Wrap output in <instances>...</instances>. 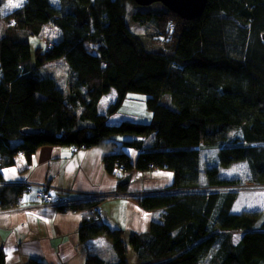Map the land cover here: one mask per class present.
<instances>
[{"label": "trees", "instance_id": "trees-1", "mask_svg": "<svg viewBox=\"0 0 264 264\" xmlns=\"http://www.w3.org/2000/svg\"><path fill=\"white\" fill-rule=\"evenodd\" d=\"M8 3L0 0V18L10 21L0 36V168L18 156L30 159L42 145L84 144L102 147L101 161L110 174L170 169V187L236 181L221 176L219 167L240 160L254 181L264 182V0H207L202 13L190 20L164 6L155 12L135 9V22H156L151 41L160 48L155 50L126 23L127 5L134 0H23L15 8ZM46 24L59 31L49 49L32 48L18 35H39ZM56 59L67 67L66 92L53 75L39 70ZM111 89L115 97L100 113L99 99ZM128 92L145 94L149 122L108 124ZM167 95L170 103L163 100ZM232 130L237 134L229 140ZM125 134L144 137L122 142L138 149L133 161L110 139ZM225 141L246 144L219 147L217 163L201 170V144ZM2 180L0 173V209L17 205L24 185ZM43 184L48 193L49 184ZM236 195L174 190L136 196L143 209H158L146 230L128 238L136 263L264 264L263 200L255 196L236 212ZM95 203L57 207L78 211ZM81 219L79 239L104 234L115 253L114 260L89 253L85 264H129L122 229ZM232 230H241L236 243ZM0 264H5L2 253ZM28 264L45 263L29 258Z\"/></svg>", "mask_w": 264, "mask_h": 264}, {"label": "crops", "instance_id": "crops-1", "mask_svg": "<svg viewBox=\"0 0 264 264\" xmlns=\"http://www.w3.org/2000/svg\"><path fill=\"white\" fill-rule=\"evenodd\" d=\"M114 97V89L102 95L98 111L102 113ZM149 112L146 118H151ZM124 120L140 122L137 114L120 108L106 119L109 124ZM115 136L110 138L115 142V149L127 152L133 161L138 149L122 142L144 137L127 134L118 135L120 138L117 139ZM103 153L98 145L83 148L73 144L42 145L30 159L18 156L13 164L0 168L2 182L25 187L17 205L0 209V253L5 257V264H28L29 258L45 264H85L89 253L103 257L104 248L112 247L104 234L80 240L78 229L82 219L78 211L58 208L60 203L95 201L94 206L101 215L99 223H105L111 229H122L123 239L124 236L129 238L133 231L146 230L152 216L157 218L158 209H143L135 197L146 192L164 191L172 181V170L154 167L126 172L118 169L115 174H110L102 164ZM124 182L126 185L119 188ZM43 183L49 184L48 193L57 195L59 201L42 202ZM114 191L122 193L116 195ZM244 202L234 201L232 210H242Z\"/></svg>", "mask_w": 264, "mask_h": 264}, {"label": "rangeland", "instance_id": "rangeland-1", "mask_svg": "<svg viewBox=\"0 0 264 264\" xmlns=\"http://www.w3.org/2000/svg\"><path fill=\"white\" fill-rule=\"evenodd\" d=\"M163 5L160 2H154L151 3L147 6H140L137 4H128L126 8V13H125V20L126 23L129 25L131 31L134 33L140 35L146 44L147 48L150 49H159L158 44L152 43V37L156 34V22L153 19H150L149 21H137L135 22L132 19V12L135 9H139L142 11H159ZM10 25V21L7 19L0 18V36L4 35L7 27ZM56 29V28H55ZM54 28L51 27V25L46 24V26L41 30L39 35H26L24 32L19 31L18 35L21 36V39L27 40L31 47L34 48L37 45H42V46H47L49 41H53L57 38L59 35V31L55 30ZM26 35V37L24 36ZM24 36V37H23ZM20 38V37H19ZM152 40V41H151ZM166 48H163V51H166ZM40 72L41 73H46V74H51L54 76L56 85L64 92L67 90L66 86V70L67 67L63 60H49L44 62L40 66ZM164 101L167 100L168 103H170V98L169 95H167V98L163 99ZM105 108V107H104ZM121 110L124 111H130L133 112L134 114H137L138 116V121L140 122H149L150 118H146V113L149 112V109H147L146 103H145V94L140 93V92H128L123 103L119 107ZM106 109V108H105ZM104 109V111H105ZM104 111L102 113H104ZM150 113V112H149ZM151 116V115H150ZM109 124V123H108ZM112 125V124H111ZM228 139L231 140L234 138L237 134L236 131L232 130L229 133ZM127 135V134H125ZM122 136V135H119ZM118 135L115 137L119 139ZM229 144H246L244 141H236L235 143H230V142H221V143H210V144H201L200 146V169L203 170L204 166L206 164H215L217 163V159H215V153L217 152V149L219 147L229 145ZM260 144L264 145V142H260ZM132 170H135L133 168ZM127 172V170H126ZM219 172L223 177L226 178H236V181H239L237 186L233 188L231 186L230 188L223 186L222 189H210V190H219V191H234L237 193L235 201L236 200H243L246 201L244 202L243 208L252 201V198L255 196L262 198L263 203H264V183L261 182L262 184H255L259 183L257 181H254L251 177V173L249 172L248 165L246 161L240 160V161H234L230 165L227 166H220L219 167ZM134 177H132L133 179ZM202 181H204L202 179ZM210 187L206 184H201L200 189L201 191H205L209 189ZM264 206V205H263ZM242 208V209H243ZM262 212H264V209H262ZM241 234V230H232L231 231V239L232 242L236 243L239 236ZM128 237L124 236V239L126 240V245H127V260L129 264H137L136 263V254L133 252L131 249L130 245L128 244ZM102 256L106 260H114L115 259V253L112 249V247H107L104 248L102 251Z\"/></svg>", "mask_w": 264, "mask_h": 264}, {"label": "water", "instance_id": "water-1", "mask_svg": "<svg viewBox=\"0 0 264 264\" xmlns=\"http://www.w3.org/2000/svg\"><path fill=\"white\" fill-rule=\"evenodd\" d=\"M207 0H134L137 5L147 6L160 2L164 7L177 14L181 19L190 20L200 15ZM21 132L35 133L37 129L23 128Z\"/></svg>", "mask_w": 264, "mask_h": 264}, {"label": "built area", "instance_id": "built-area-1", "mask_svg": "<svg viewBox=\"0 0 264 264\" xmlns=\"http://www.w3.org/2000/svg\"><path fill=\"white\" fill-rule=\"evenodd\" d=\"M51 46V43L49 42L47 44V46H45L47 49H49V47ZM78 147L80 148H83L85 147L84 144H80ZM22 154L21 152H18V155ZM264 183V182H263ZM255 184H262L261 182L259 183H255ZM238 184H222V185H218L217 187L220 188V186H225L230 188L231 186H233V188H235ZM46 185L45 184H42L41 185V188L45 187ZM26 187H29V184H26ZM170 190H182V188H170ZM42 195H43V203L45 202H49V201H59L60 199L58 198V196H55V197H52L51 194H48L46 193L45 191H41ZM122 192H118V191H114V194L116 195H119L121 194ZM78 213H79V216L81 218H83L84 220H87V221H91V222H94V223H98L100 222V219H101V215L100 213L96 210V207L95 206H92V207H85V208H82V209H79L78 210Z\"/></svg>", "mask_w": 264, "mask_h": 264}, {"label": "clouds", "instance_id": "clouds-1", "mask_svg": "<svg viewBox=\"0 0 264 264\" xmlns=\"http://www.w3.org/2000/svg\"><path fill=\"white\" fill-rule=\"evenodd\" d=\"M50 42V41H49ZM51 43V42H50ZM45 49H47L46 47H45ZM201 149V148H200ZM239 181H232V182H226V183H220L221 185L222 184H237ZM217 185H219V184H217ZM201 186V185H200ZM200 186H191V187H183L182 188V191H186L187 190V192H189V191H193V190H199L200 189ZM210 188H209V190L210 189H212L211 188V186H209ZM226 190H228V189H226ZM172 191H174V190H172ZM179 191H181V190H179ZM162 192H171V191H162ZM222 192H224V191H222Z\"/></svg>", "mask_w": 264, "mask_h": 264}, {"label": "snow or ice", "instance_id": "snow-or-ice-1", "mask_svg": "<svg viewBox=\"0 0 264 264\" xmlns=\"http://www.w3.org/2000/svg\"><path fill=\"white\" fill-rule=\"evenodd\" d=\"M23 3V0H9L8 5H6V7H11V8H15V7H19L21 6V4Z\"/></svg>", "mask_w": 264, "mask_h": 264}, {"label": "bare ground", "instance_id": "bare-ground-1", "mask_svg": "<svg viewBox=\"0 0 264 264\" xmlns=\"http://www.w3.org/2000/svg\"><path fill=\"white\" fill-rule=\"evenodd\" d=\"M217 184H219V185H221L220 183H217ZM217 184H207L208 186H211V188H214V189H222L223 188V186H220V188H218L217 186ZM170 188H178V187H168V188H166L165 189V191L167 190V191H172V190H170ZM207 190H209V189H207ZM219 191V190H218Z\"/></svg>", "mask_w": 264, "mask_h": 264}]
</instances>
